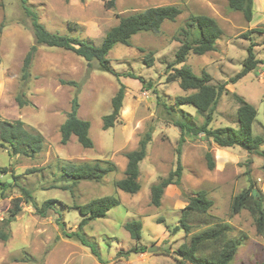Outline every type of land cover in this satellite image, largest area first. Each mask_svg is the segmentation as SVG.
<instances>
[{
    "label": "rangeland",
    "instance_id": "rangeland-1",
    "mask_svg": "<svg viewBox=\"0 0 264 264\" xmlns=\"http://www.w3.org/2000/svg\"><path fill=\"white\" fill-rule=\"evenodd\" d=\"M27 4L49 31L96 46L119 22L120 15L166 4L178 5L182 13L174 21H165L159 33L139 31L131 37L130 45L115 44L108 58L114 70L122 74L120 78L103 70L96 59L89 63L73 51L40 45L31 74L24 81V58L35 43L32 18L20 0H0V120L21 118L28 130L41 132L44 140L42 150L31 157L11 156L8 148L0 147V171L9 168L7 173L1 171L0 178L11 180L5 190L0 189V232L9 236L7 240L0 237V264H174V251L188 242L191 234L219 222L230 223L231 236L240 242L230 264L264 261V233L258 232L254 216L248 209L235 214L231 210L232 197L251 184L264 198V158L258 153L240 146L223 148L204 133L195 136L185 132L182 183L166 187L160 206L151 203V186L176 166L181 130L175 120L183 118V111L191 113V121L196 124L204 120L195 106L176 104L178 96L192 90L167 79L173 72L167 65L181 45L179 30L191 14H208L223 29L216 50L202 55L192 52L185 62L177 64L190 66L198 75L209 72L213 84L228 82L211 126H238L235 95H239L257 108L253 132L264 137V32L242 37L247 30L264 27V0L255 1L251 21L231 10L228 0H116L114 6L109 0H27ZM251 41L256 43L255 52L262 61L231 82L243 67ZM149 51L154 55L152 65L145 61ZM129 72L142 76L145 84L125 76ZM120 81L126 84L121 122L104 129L103 117L112 112L111 100ZM149 81L151 87L147 86ZM20 93L29 100L28 105H18L16 96ZM75 97L79 101L78 116L91 123L94 146L90 148L83 147L74 135L66 144L61 142L60 125ZM150 129L152 140L140 163L141 188L136 193L125 192L115 181L125 176L126 153L138 148ZM208 150L215 157L212 170L207 165ZM96 161L113 164L115 169L98 180L76 184L65 175L67 164ZM22 187L31 191L38 206L52 201L46 215L23 201L21 211L10 218L12 199L21 196ZM200 189L207 191L214 205L208 213H191L190 232L183 228L175 232L189 196ZM105 195L117 197L120 203L80 229L84 216L77 206ZM133 219L143 222L139 242L125 228V223ZM78 231L96 245L101 260L75 234ZM136 245L147 249L126 256L125 252ZM152 245L158 247L156 252L148 251Z\"/></svg>",
    "mask_w": 264,
    "mask_h": 264
},
{
    "label": "trees",
    "instance_id": "trees-1",
    "mask_svg": "<svg viewBox=\"0 0 264 264\" xmlns=\"http://www.w3.org/2000/svg\"><path fill=\"white\" fill-rule=\"evenodd\" d=\"M22 7L31 15L32 25L34 28L35 43L31 46L25 55L22 66V79L27 81L31 74V66L33 59L37 53L38 46L47 45L51 47H59L73 51L77 55L86 59L89 63L97 60L103 70L121 77L122 74L115 71L108 58V53L117 43L130 45L131 37L139 31H150L159 33L165 21H174L181 13L182 9L176 4H166L149 6L143 10L130 13L128 15H120L119 22L111 27L105 34L102 43L99 46L89 41L81 40L78 37H71L49 31L40 21L37 12L31 6H28L27 0H20ZM116 0H109L111 6L115 5ZM255 0H228L231 10L239 11L243 14L247 21H251L254 16ZM264 32L262 28H252L247 30L242 37H252L254 32ZM179 33L181 35L179 41L181 45L175 53V59L167 66L168 70H173L167 77L168 81L177 80L184 90H192L189 94L180 95L176 99L177 105L191 104L196 107L197 112L204 116L201 124L191 121V113L182 112V119L175 120V124L180 128L181 135L177 147L176 166L166 176L159 179L157 183L151 186V203L160 206L166 187L171 184L180 185L184 173L182 164V146L185 142V132L193 135L204 133L208 138L216 142L220 147L240 146L249 153L255 152L264 158V137L254 134L253 123L258 114L257 108L247 101L245 98L235 95L238 101L237 115L238 126H219L212 127L211 123L218 106L222 94L227 90V83L213 84L212 76L209 72L203 71L201 75L196 74L188 65L177 67V64L183 63L188 59L190 53L199 55L209 51L216 50L217 40L221 37L223 29L218 21L208 14H191L185 25H183ZM254 41H251L247 48V56L243 60V67L231 79L236 82L250 71L257 68L262 61L257 57L255 52ZM153 51H149L145 56L148 65L153 64ZM125 76L139 79L145 84L146 80L132 72ZM66 83L72 84L74 81ZM146 86V85H144ZM148 87L152 86L149 81ZM126 94V84L120 81V87L117 93L112 97V112L103 117V128L107 129L121 122V110L124 105ZM17 103L20 107L29 104V100L23 98V93L16 96ZM79 101L75 97L72 101L71 110L66 120L60 125L61 142L66 144L74 135L79 143L90 148L94 146V141L90 136L89 120L82 119L78 116ZM152 140V130H148L140 139L138 148L126 153L128 159L125 168V176L116 180L115 185L128 193H136L141 188L139 177L141 174L140 163L147 156V147ZM43 135L38 131H30L25 127V123L21 118L13 121L0 120V147L8 148L11 156L23 154L25 156H35L43 148ZM207 165L210 170L215 168V157L211 150L206 152ZM109 162H107L108 164ZM113 164L105 165L100 161L70 163L64 166L65 175L71 177L74 184L81 180H98L105 174L113 171ZM4 173L9 168L1 169ZM0 171V173H1ZM9 184L7 179L0 178V189L5 190ZM254 184L247 189H243L235 194L231 200L232 213H239L242 209H248L254 216L255 225L260 234L264 233V198L263 195L254 193ZM27 201L32 203L38 212L46 215L48 208L52 207V201L46 200L42 206H38L29 189L22 187L21 196L12 199V208L10 209V218L13 219L21 211V203ZM120 200L113 195H105L90 200L89 202L77 206L81 214L84 216L79 223L82 229L91 220L105 216L107 211ZM214 205V200L208 196L205 189H200L192 196H189L187 205L185 206L180 219V225L174 228V231L185 229L186 233L191 231L192 226L189 223V217L192 212L208 213L209 209ZM161 222V220H159ZM125 228L129 231L130 236L139 242L142 238L143 222L140 219H133L125 223ZM233 227L228 222H219L211 224L208 227L193 233L188 242H183L177 250L174 251V264H230L234 259L239 240L231 236ZM81 241L90 246L92 252L101 260L100 253L96 249V245L86 240L82 233L75 232ZM0 237L4 240L8 239V235L0 232ZM146 246H134L125 252L130 253L145 252ZM166 252L170 253L167 249ZM257 264H264V261Z\"/></svg>",
    "mask_w": 264,
    "mask_h": 264
},
{
    "label": "water",
    "instance_id": "water-1",
    "mask_svg": "<svg viewBox=\"0 0 264 264\" xmlns=\"http://www.w3.org/2000/svg\"><path fill=\"white\" fill-rule=\"evenodd\" d=\"M11 180L10 179H8V182H10ZM254 193L256 194V196H258V192H257V190L256 189H254ZM158 250V247L157 246H154V245H152V246H150L149 248H148V251L149 252H156Z\"/></svg>",
    "mask_w": 264,
    "mask_h": 264
},
{
    "label": "crops",
    "instance_id": "crops-1",
    "mask_svg": "<svg viewBox=\"0 0 264 264\" xmlns=\"http://www.w3.org/2000/svg\"><path fill=\"white\" fill-rule=\"evenodd\" d=\"M256 1V0H255Z\"/></svg>",
    "mask_w": 264,
    "mask_h": 264
}]
</instances>
